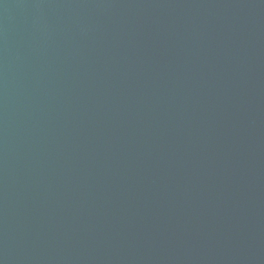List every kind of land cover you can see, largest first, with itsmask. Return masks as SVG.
I'll return each mask as SVG.
<instances>
[{
    "label": "water",
    "instance_id": "obj_1",
    "mask_svg": "<svg viewBox=\"0 0 264 264\" xmlns=\"http://www.w3.org/2000/svg\"><path fill=\"white\" fill-rule=\"evenodd\" d=\"M0 264H264V0H0Z\"/></svg>",
    "mask_w": 264,
    "mask_h": 264
}]
</instances>
